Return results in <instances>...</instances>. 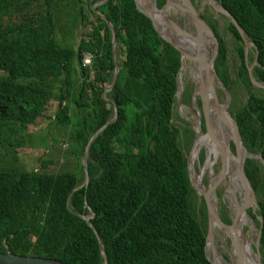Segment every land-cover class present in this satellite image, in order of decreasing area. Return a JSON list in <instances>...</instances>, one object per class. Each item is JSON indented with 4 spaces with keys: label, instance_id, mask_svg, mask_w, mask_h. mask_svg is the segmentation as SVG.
<instances>
[{
    "label": "trees",
    "instance_id": "trees-1",
    "mask_svg": "<svg viewBox=\"0 0 264 264\" xmlns=\"http://www.w3.org/2000/svg\"><path fill=\"white\" fill-rule=\"evenodd\" d=\"M84 1L0 0V157L5 149L22 146L24 139L16 136L30 132L32 142L46 138L54 144L60 132L81 159L91 136L115 117L104 100L114 70L110 28ZM217 1L256 46L247 61L243 38L229 22L241 61L238 81L249 93L247 103L234 112L249 150L264 158V91L248 70L257 52L253 73L264 82V0ZM63 2L72 3L71 23L80 24L78 48L55 38ZM165 2L157 0L158 7ZM102 13L116 29L121 70L107 97L117 105V119L92 143L90 182L82 189L75 190L84 182L83 167L79 173H50L51 162L44 158L49 150L36 151L37 170L21 169L11 160L0 167V254L102 264L98 240L85 219L94 214L91 223L109 264H212L205 251L207 203L201 197V220L184 147L192 145L195 133L182 117L183 125L173 117L181 54L159 37L135 0H110ZM208 25L218 38L216 73L230 88L229 75L221 74L228 45L218 25ZM85 54L92 55L89 67L83 64ZM192 99L187 88L183 102L189 106ZM199 107L204 115L203 104ZM245 167L254 197L257 190L264 248V166L247 158ZM231 213L221 217L227 224Z\"/></svg>",
    "mask_w": 264,
    "mask_h": 264
},
{
    "label": "water",
    "instance_id": "water-1",
    "mask_svg": "<svg viewBox=\"0 0 264 264\" xmlns=\"http://www.w3.org/2000/svg\"><path fill=\"white\" fill-rule=\"evenodd\" d=\"M89 1L91 2V6L93 7L94 12L96 14L100 15L106 21V23L108 24V26L110 28V32H111V39H112V46H113V49H112L113 55L112 56H113V62H114V70H113L112 76L110 78V81L107 84V87H106V90L104 93V100L107 101L108 103L112 104V107L115 109V118L113 121L109 120L103 127L98 129L89 139L88 144L85 147V152H84V155L82 158V164H81V167H83L82 175L84 177V182L79 188H76L75 190L82 189L84 185L88 186V184L90 182V176H89V170H88V160H89V153H90V148H91L92 143L109 126V124H112L117 119V105H116L115 101H113L112 99L106 98L105 94L108 92L111 93L113 91V89L117 86V83L119 80V75H120V70H121L120 66L117 63V52H118L117 49L118 48H117L116 29H115V26L113 25V23L110 20H108L102 13V8L105 5H107L110 0H102L101 2H96L93 0H89ZM135 1H136L137 8L139 9V11L144 13L151 20V22H152L155 30L157 31L159 37H161L165 42H167L171 46H173L176 50H179L181 53L182 64H181V68H180V70L178 72V76H177V93L179 94V97H180L179 102H181V97H182V93H183V88H180L179 77H180V74H181L182 68H183V57L186 56L191 61L196 63V67H197V71H198V78H199L198 82L195 85V89L193 92L192 107L197 108V106H200L201 104H203V106H204L205 96H204V89L203 88H204L205 81L210 79V73H209L208 68L200 66V64L197 62V60L201 54H203L207 51L206 40L204 41L205 32L198 29L200 32L198 31V33L196 32V35H193V34L187 32L186 30L182 29L179 25L174 24L173 21L170 20L169 17L165 14V9L168 6V4H170L171 0H168L167 4L163 8H159L157 6V0H135ZM139 1H142L143 6H144V10L139 8ZM206 2L211 6L215 15L221 14V12H219L215 6L216 3H219L224 10L223 14L229 19L230 22H232L237 27L239 33L241 34V36L243 38L244 44H245L246 57H247V61H248L249 49L251 47L256 48L254 42L249 38L247 33L244 31L242 26L239 24L238 20L219 1H217V0H206ZM183 9L189 17L195 13V6L190 0H183ZM154 15H159L164 20L167 27L169 29H171V31L174 34H176L177 32H181L183 35H187V36L191 37L192 39H195L198 42V45L195 48L194 55L192 57H190L189 55H187L185 53L184 49H188L189 48L188 46L180 45L178 43L176 44L171 38L166 37L161 33V31H160V29H159V27L155 21ZM200 23H201L202 27L207 32H209V30H212L210 28V26L203 19L200 20ZM218 32H219V34H221L220 30H218ZM199 33H201V38L203 40V43H200L199 38H197V35ZM221 36L224 37L222 34H221ZM214 38H215L216 44L212 47V50H211L212 55H211V59H210V67H213L215 57L219 51L218 50V43H217L218 38H217V35L215 33H214ZM201 45H203V46L201 47ZM257 58H258V53L256 52L253 64L248 65L249 75H250V78H251L253 84L256 87H258L259 89H261L262 91H264V82L257 80L254 76V73H253V68L257 62ZM220 87H222L224 89L225 97H223V95L219 92V89L217 87H215L214 85H211L213 97L218 101V103L220 104L225 115L227 116V118L231 122L232 126L239 133L240 147L243 148V152H241V154H240V155H242L240 160L238 161L236 159V161H237L236 173H237L238 178L239 177L240 178L245 177L246 180L252 185V182L250 181L248 174L246 172L245 162H246L247 158H253V159L259 160L260 163L264 166V158L262 157L261 153H257L256 155H253L250 153L248 141H247V138L243 132V128H242V126H241V124L237 118L236 113L231 108L230 89L227 88L223 83ZM247 94H248V98H249L248 90H247ZM185 119L187 121H189L190 126L194 130V133H195L191 150L187 156V167H188V171H189L190 182H191V185L193 186V188L195 189V191L198 193V195L200 197L204 198V200L207 203V209H208V229H207V234H206V245H205L206 257L212 264H240L239 260L235 259L234 257H231L230 253H229L230 261H229L226 258H224L223 255L220 256L218 254L217 248H215L214 245L210 246V244H212L213 239H214V227L218 226L224 232V234H226L225 231H228L231 234V236L230 237L228 236V238H230L231 243H232V247H233V244L235 242L233 231L236 228V226H235L236 212H235V210H233L231 213V223H229V224L225 223L222 220L221 216L219 215L216 203L213 200H211L212 198L209 196V190L205 187L204 183H201V185H200L199 182H197V178L200 179V177H201L202 169H201L200 173L198 174V177H196L194 161L197 160L198 155H199V142L198 141H199V138L204 133V130H203V127L201 125L200 117L197 120V128L195 127L194 122L190 121V119H188V118H185ZM206 130L207 131L209 130L208 125H206ZM227 154L230 157H233V155H234L229 150H227ZM257 197H258L257 190H255V197L249 203L248 208L243 201L241 202L235 198V200H236L235 206H238V208L242 209L245 212L248 225L250 227H252L254 232H255V242H253L251 244V247L253 248V250L255 251V253L257 255L256 256V264H264L263 263L264 248H263L262 239H261L263 226H259V219L261 218V216L257 215ZM93 218H94V214H92V217H90V221L88 222L86 220V222L89 224V226L91 227L92 231L94 232V234L98 240L100 252L102 255V259H103L102 264H109L108 255L106 253V249H105V245H104V242L102 240V237L99 235L96 228L91 223V219H93ZM254 247H255V249H254ZM209 248L212 249V255L208 252ZM0 264H63V263L60 261L54 260V259H46V258H39V257H22V256L13 255V254L8 252L5 254H0Z\"/></svg>",
    "mask_w": 264,
    "mask_h": 264
},
{
    "label": "rangeland",
    "instance_id": "rangeland-1",
    "mask_svg": "<svg viewBox=\"0 0 264 264\" xmlns=\"http://www.w3.org/2000/svg\"><path fill=\"white\" fill-rule=\"evenodd\" d=\"M96 1V0H93ZM85 4L91 9V11L93 10V7L91 6V2L89 0H85L84 1ZM196 3V7L197 12L202 16L203 20L208 24L210 23H214L216 24V27L218 25V29L220 30V33L224 36L225 41L228 45V53H227V58H226V65L225 68L223 70V72L221 73L222 75H229V79H230V94H231V108L233 109V111L236 110V108H241L243 107L246 103H247V99H248V94H247V88L244 84H240L238 81V71L236 69V67H238L241 64V61L238 57V53L237 50L235 49L236 46L234 45V40H233V36L231 35V33L228 31V24H229V20L228 18L223 14H218L215 15L211 6L206 2V0H195ZM63 15L60 16L57 19V28H56V41L61 44V45H67V46H72L74 48H78L79 46V35H80V24H78L77 26L73 25V22L71 23L70 18H68V10H72V3H66L63 2ZM99 6V5H98ZM140 8V6H139ZM141 9V8H140ZM68 16V17H67ZM169 17L173 20H177L180 24H184V22L175 17L174 14L169 15ZM218 20V22H217ZM190 24L187 23V27L190 31L194 32L193 30V26H189ZM211 28V27H210ZM195 35V34H194ZM179 51V50H178ZM180 52V51H179ZM249 52L252 53L254 55V51H251V48L249 49ZM181 54V53H180ZM211 55H212V51L210 49L209 51V60L211 59ZM218 57V53L215 57V61ZM184 63L187 65V68L184 72V81L181 83V86H185L184 89V93L187 90V88H190L191 91L194 90L195 88V81L193 79V76L190 73L189 70V64H190V59H187V57H184L183 59V65ZM193 63V62H192ZM250 65L252 64V61L249 63ZM213 69L214 71H216L215 69V62L213 65ZM186 75V76H185ZM218 75V74H217ZM91 76L94 77L95 74L91 72ZM219 76V75H218ZM180 77H182V74L180 75ZM219 78L221 79V77L219 76ZM252 81V80H251ZM81 85V83H79V86ZM221 94L223 95V97H225L224 94V89L222 87H218ZM106 90V89H105ZM114 90V89H113ZM110 92L105 94V97H107V95H109ZM184 95V94H183ZM108 98V97H107ZM183 99V97H182ZM179 97L177 96V102L174 106V122L175 124H181L183 125L184 123L181 122L178 118L182 117L185 121H187L185 119V117H188L189 119H191V113L189 112V108L190 105H186L184 102H181V104H179ZM235 104V106H234ZM193 110L196 111V109L193 107ZM204 111V115L202 114V111L200 109V116L202 121H206V122H210V118L208 116V114L205 111V108H203ZM188 122V121H187ZM204 128V132H206V127ZM61 135L60 132L56 133L55 136V143L51 144V142H47L46 138H43V141H37V142H32V136L29 135L25 136V135H19L16 136L17 138H19L20 140H23V144L21 147H12V148H8L4 150V156L0 157V161L4 164L0 163V167L7 165L9 163V161H14L16 163V165L24 170L27 171H31V170H37L39 168V164H38V159L39 157L37 156V152H43L44 150H49L50 153L46 154L45 160L50 161L51 164L49 166V172L53 173V174H57L63 171H70V172H75V173H79L80 172V166H81V161L82 158L79 159L78 157L75 156V154L71 153L70 150V146L69 143L65 141V139L63 138V136H59ZM15 136L12 137L13 139H16ZM42 140V139H41ZM59 140V141H58ZM185 145V144H184ZM187 153L190 152L192 145L188 148V145L184 146ZM37 151V152H36ZM236 156H237V152H233ZM251 154L256 155L254 153H252L250 151ZM199 158V159H198ZM197 160L195 161V172H196V177H198V174L200 173L201 169L206 167L207 163H208V149L206 146H203L199 152ZM215 158V166H214V170L216 172H219L220 169L223 167L224 162H225V154L224 152H221V154L219 156L215 157V153L213 152L211 154V159L214 160ZM199 162V163H198ZM79 169V170H78ZM210 169H206L205 171V175H204V185L208 186L209 185V177H210V173H209ZM79 171V172H77ZM83 176V175H82ZM234 182H233V177L232 176H228L225 178L223 183L219 184V187L217 188L216 194H217V208H218V212L219 215L222 217L223 213H226L230 216V211H231V205H230V201H231V197H232V192H230L229 190H231L233 188ZM240 198V197H239ZM194 203L197 205L198 209H199V215L201 220L203 219L201 216L203 214V204H202V198L198 195H196L194 197ZM258 213V212H257ZM259 215V214H258ZM249 231L247 226H244V233L246 234ZM225 234L224 232L217 227V232H216V248L217 251L220 255H223L224 258H226L227 260L230 261V255L227 249H231L232 248V243L230 238H226V240H224ZM255 237V235H254ZM255 249V247H254ZM209 253L212 255V250H209Z\"/></svg>",
    "mask_w": 264,
    "mask_h": 264
},
{
    "label": "bare ground",
    "instance_id": "bare-ground-1",
    "mask_svg": "<svg viewBox=\"0 0 264 264\" xmlns=\"http://www.w3.org/2000/svg\"><path fill=\"white\" fill-rule=\"evenodd\" d=\"M139 6L142 10H144V6H143L142 1H139ZM215 6L219 12H221V13L224 12L222 6L219 3H216ZM179 13H181L182 16H185L186 23L184 22V25H181L177 20L176 21L172 20L174 24L179 25L182 29L186 30L187 32H189L191 34H193V32L188 29L187 23L190 24L191 26H193L192 28L195 31V35H196V32L198 33V31H199L198 29L205 32L204 41L206 40L207 51L205 53L201 54L197 60V62L200 64V66L208 68L209 73H210V79L205 81L204 88H203L204 89V96H205L204 108H205V111L211 120L209 122L208 126H210L212 129V125H216V126H218L219 131L220 132L222 131V133H220V135L218 136V139H217V135H215L216 133H214V142H217L218 147H216L214 144L213 145L208 144V138L205 135V133H203L202 136L199 138V141H198L199 142V152L203 146H206L208 149V152H209V156L207 158L208 163H207L205 169L202 168L201 177H200V179L197 178V182H199L200 185H201V183H204L203 178H204L205 172H207L205 170L210 169L211 178L209 177V185L205 186V187L209 190V196L212 198V199L211 198L210 199L213 200L217 204L218 199H217L216 191H217V188L219 187V184L223 183L226 177L231 176L232 174L234 175V179H235L234 185L236 184V182H238V184H237V186H235L231 190H229L230 192H232L230 205H231V210L232 211L235 210V212H236L235 222L238 223L240 217H241V221H240L238 227L236 226V223H235L236 228L233 231L235 242L233 244V247L230 249V250L234 249L235 251H237V250L238 251H237V253L236 252L231 253L230 250H228V251H229L231 257H234L235 259L239 260L240 264H243V262H245V264H256L255 259H256L257 255L253 251V248L251 247V245L246 240V238H245L246 236H245L243 229H242V225H243L244 220H247L246 214L242 209L234 206V202H236L235 198L236 197L238 198V194H240V196L242 197V201L246 204L247 208H248L249 203L254 198V194L252 193L250 187L248 186L245 177H243V178L239 177L238 178L237 173H236V163H237L236 159L238 161L240 160V158L242 156L240 154H241V152H243V148L240 147L239 133L232 126L231 122L229 121V119L225 115V113L222 110L218 101L213 97L212 90H211V85H214L217 88L219 86H221V80L219 79L218 75L216 74V71H214L213 67H210V60H209V51H210V49L212 50V47L216 44V41L214 38V32H213V30H209V32H207L202 27V25L200 23V20H202V16L197 12L196 8H195V13L193 15H191L190 17L188 16V18H187L185 15V11L183 9V1L182 0H171L170 4L165 9V14L168 17H169V15L174 14L176 17V16H178ZM154 18H155L156 23L159 25L162 33L166 37L171 38L176 44L178 43L180 45L188 46L189 47L188 49H184L185 53L187 55H189L190 57H192L194 55V50L198 45V42L195 39H192L191 37H189L187 35H183L181 32H177L176 34H173L169 29H167L162 18L159 15H154ZM197 38H199L200 43H203V40L201 38V33H199L197 35ZM202 46L203 45H201V47ZM184 57H186V56H184ZM184 57H183V59H184ZM187 59H189V58H187ZM192 62L193 61L190 60V64L188 67H189L191 75L193 76L195 83H197L199 80L198 71H197L196 63L195 62L192 63ZM186 68H187V65L184 63L183 68H182V72H181L182 77H179L180 85L184 81L183 77H184V72H185ZM195 109H196V111L193 110L192 108H189V112L191 113L190 121L194 122V125L197 128L198 118L200 117L201 125H203V121H202L201 116H200V107L197 106V108H195ZM114 118L111 119V121H113ZM208 132H209V130H208ZM206 134H209V136H210V133H206ZM233 143L235 144L237 156L233 153L232 149L230 148V144H233ZM227 150H229L230 152H232L234 154L233 157H230L227 154ZM222 151L224 152L226 159H225L224 165L220 169V171L216 172L214 170L216 160H215V158H214V160L211 159V154L213 152H215V157H216V156H219ZM194 163H195V161H194ZM232 200H233V202H232ZM239 201H241V200H239ZM85 219L89 222L90 221V215L85 217ZM217 227L218 226L214 227V239H213L212 244H210V246L214 245L215 248H216L215 236H216V232H217ZM218 228H220V227H218ZM250 229H252V227H250ZM225 233L226 234H225L224 240H226V238L228 236L229 237L231 236V234L228 231H225ZM209 250H212V249L209 248ZM253 252H254V254H253Z\"/></svg>",
    "mask_w": 264,
    "mask_h": 264
},
{
    "label": "flooded vegetation",
    "instance_id": "flooded-vegetation-1",
    "mask_svg": "<svg viewBox=\"0 0 264 264\" xmlns=\"http://www.w3.org/2000/svg\"><path fill=\"white\" fill-rule=\"evenodd\" d=\"M183 1V0H182ZM193 4H194V6H195V8L197 9V7H196V3H194L195 2V0H190ZM167 2H168V0H166V2H165V5L167 4ZM164 5V6H165ZM169 5V4H168ZM158 6V5H157ZM163 6V7H164ZM162 7V8H163ZM198 10V9H197ZM199 11V10H198ZM200 13V12H199ZM201 14V13H200ZM185 15H186V17L188 18V15L185 13ZM177 18H179V19H181L183 22H185L186 23V18H185V16H182L181 15V13H179L178 14V16H176ZM169 19L170 20H173V19H171L170 17H169ZM203 19V18H202ZM163 20V19H162ZM163 22H164V20H163ZM164 24H165V22H164ZM181 25H184V24H181ZM165 26L167 27V25L165 24ZM167 29H169L168 27H167ZM170 31H171V29H169ZM172 32V31H171ZM173 33V32H172ZM174 34V33H173ZM193 34H195V31L193 32ZM182 88H183V93H182V97H183V94H184V89H185V86H181ZM195 89V88H194ZM192 92H194V90L192 91ZM182 97H181V102H183V99H182ZM179 100H180V97H179ZM178 100V101H179ZM192 101H193V99H192ZM181 102H179V104H181ZM190 108H193L192 107V103H191V105H190ZM209 123L208 122H203V125H202V127H206V125H208ZM213 129V130H212ZM212 129H211V127L209 126V132L206 130V132H204L205 133V135L207 136V138H208V144H211V145H215L216 147H218V144H217V142H214V133H216L215 135H217V139H218V136L220 135V133H222V131L220 132L219 131V129H218V126H216V125H212ZM203 130H204V128H203ZM206 133H210V136H209V134H206ZM230 148L232 149V151H233V144H230ZM223 152V151H222ZM215 153V152H214ZM208 156H209V152H208ZM226 159V158H225ZM209 173H210V178H211V171L209 170ZM232 177H233V182L235 183V179H234V175L232 174L231 175ZM237 184H238V182H236V184L235 185H233V187H235V186H237ZM240 197V198H239ZM236 199L238 200H241L242 201V197L240 196V194H238V198L236 197ZM232 202H233V200H232ZM230 203H231V201H230ZM234 206H235V202H234ZM235 207H237L238 208V206H235ZM240 221H241V217H240V219H239V222L238 223H236V226L238 227L239 226V223H240ZM244 226H247L248 227V229H249V231L245 234V238H246V240L248 241V243L251 245L253 242H255V237H254V235H255V232H254V230H253V228L252 229H250V226L248 225V222H247V220H244V222H243V225H242V229H243V232H244ZM216 244V243H215ZM228 250H230V249H228ZM231 251V253H234V252H236L237 253V251H235L234 249L233 250H230ZM254 251V250H253ZM255 252V251H254ZM254 252H253V254H254ZM235 253V254H236ZM255 261H256V259H255ZM243 264H245V262H243Z\"/></svg>",
    "mask_w": 264,
    "mask_h": 264
},
{
    "label": "built area",
    "instance_id": "built-area-1",
    "mask_svg": "<svg viewBox=\"0 0 264 264\" xmlns=\"http://www.w3.org/2000/svg\"><path fill=\"white\" fill-rule=\"evenodd\" d=\"M83 64H84V67L91 66L92 65V55L85 54L83 58Z\"/></svg>",
    "mask_w": 264,
    "mask_h": 264
},
{
    "label": "clouds",
    "instance_id": "clouds-1",
    "mask_svg": "<svg viewBox=\"0 0 264 264\" xmlns=\"http://www.w3.org/2000/svg\"><path fill=\"white\" fill-rule=\"evenodd\" d=\"M212 29V28H211ZM213 30V29H212ZM215 33V32H214ZM255 50V48L254 47H251V51H254ZM250 53V52H249ZM214 62H215V60H214ZM253 62H254V60L252 61V64H253ZM251 64V65H252ZM255 66V65H254ZM217 74V73H216ZM219 77V76H218ZM221 80V79H220ZM222 80H221V85H222ZM220 87V86H219ZM180 88H182L181 87V85H180ZM219 89V88H218ZM230 89V88H229ZM219 92H220V90H219ZM221 93V92H220ZM178 97H179V94L177 95ZM188 108H190V107H188ZM185 118H188V117H185ZM189 119V118H188ZM188 123H189V121H188ZM190 124V123H189ZM193 144V143H192Z\"/></svg>",
    "mask_w": 264,
    "mask_h": 264
}]
</instances>
